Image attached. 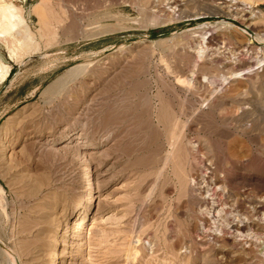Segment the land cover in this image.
Segmentation results:
<instances>
[{"label":"rangeland","instance_id":"374dc122","mask_svg":"<svg viewBox=\"0 0 264 264\" xmlns=\"http://www.w3.org/2000/svg\"><path fill=\"white\" fill-rule=\"evenodd\" d=\"M263 60L264 0H0V264H264Z\"/></svg>","mask_w":264,"mask_h":264},{"label":"bare ground","instance_id":"6f19581e","mask_svg":"<svg viewBox=\"0 0 264 264\" xmlns=\"http://www.w3.org/2000/svg\"><path fill=\"white\" fill-rule=\"evenodd\" d=\"M44 27H45V25H44ZM200 52H202L203 53V50L201 49L200 50ZM264 61V60H263ZM1 66V65H0ZM5 66H7V65H5ZM5 68H7V67H5ZM9 68V67H8ZM1 69H2V67H1ZM4 70V69H3ZM2 70V71H3ZM10 70V69H9ZM5 71V70H4ZM3 71V72H4ZM3 72H0V78L1 77H5L6 76V74H4ZM72 136H69V138H71ZM67 138H68V136H67ZM66 140V139H65ZM71 140V139H70ZM36 141V140H35ZM69 142H71V141H69ZM52 145V144H51ZM67 146V145H66ZM78 146V145H77ZM68 147V146H67ZM70 147V146H69ZM11 148V147H10ZM11 151H12V153H15V151H14V149L12 148L11 149ZM92 153H94V152H90L89 154L91 155ZM84 154L86 155L87 153L86 152H84ZM85 155H84V157H85ZM87 156V155H86ZM83 157V156H82ZM90 159V158H89ZM86 160V159H85ZM87 161V160H86ZM88 164V163H87ZM87 167H88V165H86ZM91 168V167H90ZM84 169H86V168H84ZM87 170V169H86ZM85 171V170H84ZM84 173V172H83ZM83 173H81V174H83ZM86 173V172H85ZM84 173V174H85ZM88 173V172H87ZM100 175V174H99ZM87 177V176H86ZM85 177V178H86ZM89 185H90V187L92 188V190H93V186L94 185H96V188H97V184L99 183L98 182V177H92L91 175H90V173H89ZM92 203H93V196H89V198H88V200H87V204L84 206V215H83V219H81L80 220V222H74V224L77 226L76 228H78L77 230H75L74 231V239H75V237H79V240H80V238H85V223L83 222V220H84V218L86 217V213H87V211L89 210V208L91 207V205H92ZM61 236V235H60ZM59 237V236H58ZM57 236H56V239H54L53 241H54V245H53V247L55 248L54 250H53V253H52V256L50 257V259L49 260H51V264H60V262H59V259L62 257L61 256V252L59 251V250H57V242L58 241H60L59 240V238H58ZM82 240V239H81ZM73 241V240H72ZM74 242V241H73ZM53 243V242H52ZM59 243V242H58ZM62 243V242H61ZM2 250V249H1ZM5 251H7L8 253V255H11L14 259V261H16L17 260V258H18V255H16L15 254V252L13 253L12 252V250L10 251V250H8L7 248H5ZM4 251V252H5ZM6 254V255H7ZM9 258V257H8ZM16 259V260H15ZM19 259V258H18ZM13 260H12V263H14L13 262ZM58 261V262H57ZM18 262V261H17ZM15 264H17V263H15Z\"/></svg>","mask_w":264,"mask_h":264},{"label":"water","instance_id":"95a60500","mask_svg":"<svg viewBox=\"0 0 264 264\" xmlns=\"http://www.w3.org/2000/svg\"><path fill=\"white\" fill-rule=\"evenodd\" d=\"M1 244V243H0Z\"/></svg>","mask_w":264,"mask_h":264}]
</instances>
